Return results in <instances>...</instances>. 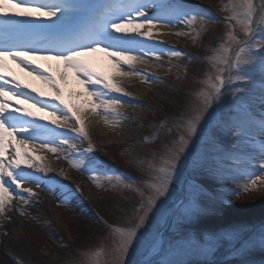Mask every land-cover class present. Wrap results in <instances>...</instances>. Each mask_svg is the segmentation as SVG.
<instances>
[{"label": "snow or ice", "instance_id": "snow-or-ice-1", "mask_svg": "<svg viewBox=\"0 0 264 264\" xmlns=\"http://www.w3.org/2000/svg\"><path fill=\"white\" fill-rule=\"evenodd\" d=\"M220 10L227 14L222 21L227 29L226 39L206 58L212 73L202 81L204 88L197 94V108L186 120L178 121L187 139L179 136L160 162L150 165V178L140 182L146 190L137 189L142 202L129 225L112 229L113 246L103 253H81L83 259L79 264H101L102 256V264H170L147 258V251H141L155 248L154 244L146 245V234L152 229L154 218H163L162 206L170 194V186L179 181L188 168L192 137H197L200 127L208 122L213 106L225 95V88L236 104L237 94L254 82L250 73L256 69L260 74L261 112L257 117L252 106L241 101L237 107L242 110L243 119L232 124L230 135L239 138L255 131L264 137V0H259L258 4L253 0H229ZM216 22L206 10L181 0H0V216L20 210L13 205L14 199L21 202V207L31 204V198L38 195L32 186L53 196L57 206L71 202L74 193L70 186L54 177L38 175L53 170L46 157L38 154L41 152L67 160L70 167L88 175L98 187V177H105L106 182L111 183V175L101 171L94 160L89 158L84 164L85 153L73 154L85 140L88 141L86 151H92L85 113L98 115L110 126L129 120L119 109L142 106L111 95H130L114 78L136 77L141 83H159L150 73L138 71L135 66L161 68L162 57L184 55L178 50L163 48V42L154 39L160 34L154 30L182 25L190 31L174 34L195 33V39L206 31L208 24ZM241 33L243 38H240ZM97 53H102L111 63V75L97 71L88 59ZM40 61H55L62 65V70L58 76L53 75ZM9 62L46 86L49 92L22 82ZM68 74L83 89L77 94L78 98L83 97L80 103L64 97L62 84ZM233 84L237 86L232 88ZM18 104H27L36 111ZM37 113H45L52 118V124L67 131H57L41 123L45 116ZM198 163L196 159L191 160L193 168ZM241 163L245 165L244 170L230 179L242 187L230 190L227 195L238 196L240 191L246 193L264 187V140ZM11 185L19 192H10ZM199 191L193 187L188 202H181L177 207L178 218L199 211L196 203ZM235 232L226 235L234 236ZM253 243L264 248V226L258 230ZM137 253L145 258L134 259Z\"/></svg>", "mask_w": 264, "mask_h": 264}, {"label": "rangeland", "instance_id": "rangeland-1", "mask_svg": "<svg viewBox=\"0 0 264 264\" xmlns=\"http://www.w3.org/2000/svg\"><path fill=\"white\" fill-rule=\"evenodd\" d=\"M181 2L206 10L218 22L208 24L206 31L195 39V33L182 36L171 34V38L164 36L163 48H172L184 55L178 58L162 57L161 68L149 65L151 69L148 73L159 83H141L136 77L121 78L122 85L127 88L137 84L147 89L145 98L132 101L142 107L120 108V112L129 120L115 126L102 120L103 128L109 134L100 138L101 142L96 138L90 139L91 152L86 151L88 141L85 140L73 153H85L84 164L88 163L89 158L94 160L101 171L111 175V183L106 182L105 177H98V187L88 175L70 167L65 159L71 172L59 177L38 173L54 177L70 186L74 193L67 207L57 206L56 203L64 227H58L51 216L39 212L48 194L33 186V191L38 195L31 198V204L23 207L16 200L20 210H15L12 230L0 231V242H3V246H0V264H79L83 259L81 253H103L110 249L113 246L112 229L130 224L142 202L137 189L146 190V186L140 182L150 178V165L158 164L165 151L174 147L179 136L184 135L187 139L178 121L186 120L197 108V94L204 88L202 81L212 73L206 58L226 39L227 29L222 21L227 14L220 9L229 0ZM253 2L258 4L259 0ZM174 29L175 33L190 31L182 25ZM240 38H243L242 33ZM189 57L196 59L190 60ZM250 74L254 82L237 94L239 100L236 104L225 88L221 102L213 106L208 122L199 129L207 128L210 134L202 135L197 141L196 152L190 157L187 169L189 178L177 203V207L181 202L187 203L195 187L200 190L196 200L199 211L186 218H178L176 207L171 224L163 233L180 180L171 185L170 194L162 206L163 218H154L153 227L146 234V245H155V248L141 250L147 251V258L159 255L157 260L170 264H264V248L253 243L258 230L264 226V187L246 193L240 191L238 196L227 195L230 190L242 187L232 183L230 177L244 170L245 165L241 162L256 151L261 140H264L255 131L239 138L224 133L231 131L232 124L242 117V110L237 107L241 101L251 105L257 117L261 112L258 102L260 74L258 69ZM236 86L233 84L231 87ZM240 86L245 87L243 84ZM209 122L219 125V129L209 127ZM162 123L164 127H160ZM234 143L236 147H233ZM192 159L199 162L195 168L191 164ZM183 177L186 178V175ZM82 178L92 187L94 203L87 201L81 185ZM17 190L15 185H11L10 192ZM78 200H85L83 207L77 206ZM233 230H236L234 236L226 235ZM133 258L141 260L145 257L137 253ZM100 259L102 264L104 257Z\"/></svg>", "mask_w": 264, "mask_h": 264}, {"label": "bare ground", "instance_id": "bare-ground-1", "mask_svg": "<svg viewBox=\"0 0 264 264\" xmlns=\"http://www.w3.org/2000/svg\"><path fill=\"white\" fill-rule=\"evenodd\" d=\"M154 32L160 33L159 35L154 36V39L158 40V41H163L164 36H166L164 33H168L167 35L169 36V38H171L170 36H171V34L175 33V29L174 28L156 29V30H154ZM88 59L90 60V62L92 63V65L95 67V69L97 71H99L105 75H111V73H112L111 63L108 61V59L106 57L103 56L102 53L94 54L92 57H89ZM39 63H41L42 67L50 68L53 75L58 76V73L62 70V65H59L55 61H40ZM9 66L11 67L14 74L22 82L31 84L33 87H36L37 89L44 91L46 93L49 92V90L47 89L46 86L41 84L39 81L34 80L32 77L27 76L24 72H22L14 64H11L9 62ZM135 67L137 68L138 71H143V72H147V73L149 72V69H151L149 65L137 64ZM121 78L122 77H115L114 80H115V82L119 83V85L124 89L125 92L130 94V95H128L129 97L124 96V95H120L118 93H111V95L118 96L121 101H129V100L133 101V99H143L148 95L147 89L143 86H136L137 85L136 84V85H131L130 88H127L125 85H122V79ZM62 87H63V91H64V97L66 100H69L70 102H73V103H80L81 102L83 97L78 98L77 94L81 93L83 91V89L75 82V80L72 78L71 74H68V78L62 84ZM132 92H134V93H132ZM18 106L23 107V108H27L30 111H36L34 108H30L29 105H27V104H18ZM120 110L121 109H119V111ZM37 115H44L45 116V119L43 121H41V123H46V124H48L49 127L56 128L57 131H67V128H57L56 125L52 124L51 123L52 118L50 116H47L45 113H37ZM85 115L88 117V119L85 121V127H86L88 134H89V139L96 138V139H99V141H100V138L105 137L106 135L109 134V132L103 128L104 122L102 121V119H100V117L98 115L90 114V113H85ZM89 121H90V123H89ZM38 154L44 155L46 157L47 162L51 164V167L53 170L51 172H48V173L53 174V175H57L59 177V176H63V175H61V171H63V173L71 172L69 170L70 168L68 167V165L64 161V159H57L54 154L47 153V152H41ZM81 185L85 191L87 201L94 203V193H93V190H92L90 183L86 179L82 178L81 179ZM23 186L24 185H22V187ZM16 192H19V190H17ZM24 195L27 196V193H24ZM44 200H45L44 205L39 210V212L44 214V215L51 216L55 220V222L57 223L58 227H64L63 222L61 220L59 208H56L57 200L49 194L44 197ZM83 202H85V200L79 201L77 206L83 207L84 206ZM12 203L17 208L18 204H17L15 199L13 200ZM69 204H61V207H67V205H69ZM14 213H15V210L11 211V212H7L6 216H0V231L12 230L11 223L13 221H15L14 220V218H15ZM1 245L3 246V242H0V246Z\"/></svg>", "mask_w": 264, "mask_h": 264}, {"label": "water", "instance_id": "water-1", "mask_svg": "<svg viewBox=\"0 0 264 264\" xmlns=\"http://www.w3.org/2000/svg\"><path fill=\"white\" fill-rule=\"evenodd\" d=\"M192 150H193V147H191V152H192ZM177 199V198H176ZM174 206V204L172 205V207ZM171 214L169 215V218H168V221H167V224H169V221H170V218H171Z\"/></svg>", "mask_w": 264, "mask_h": 264}]
</instances>
